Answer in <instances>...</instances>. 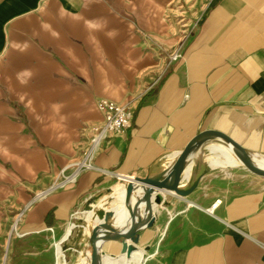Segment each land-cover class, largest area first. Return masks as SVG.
<instances>
[{"label":"crops","instance_id":"obj_1","mask_svg":"<svg viewBox=\"0 0 264 264\" xmlns=\"http://www.w3.org/2000/svg\"><path fill=\"white\" fill-rule=\"evenodd\" d=\"M203 1L180 20L175 0H0V264H47V242L64 238L90 198L152 176L202 132L264 155V0ZM186 34L184 59L135 103L126 134L75 184L36 201L79 158L81 128L102 120L97 100L139 94ZM237 167L203 162L180 186L192 194L159 195L155 227L140 232L152 248L145 264H264V181L238 192ZM26 208L24 236L9 240ZM73 232L71 250L88 237ZM122 247L104 249L119 258ZM54 254L63 263L58 245Z\"/></svg>","mask_w":264,"mask_h":264},{"label":"water","instance_id":"obj_2","mask_svg":"<svg viewBox=\"0 0 264 264\" xmlns=\"http://www.w3.org/2000/svg\"><path fill=\"white\" fill-rule=\"evenodd\" d=\"M214 139H220L230 144L236 157L242 163V166L250 173L264 178V169L256 167L252 163L251 154L230 136L213 130L202 132L195 139H193L182 152H180L172 171L165 177H135L126 178L120 181V185L124 194V208L122 211H127L129 214L128 228L126 230L118 231L113 228L111 225V219L116 218V213L111 210L107 211L103 206H100L102 200L92 197L87 201L85 205V212L93 213L95 218L100 219L102 221V223L99 225L100 227L111 230L98 244H96L97 227L91 228L87 219L79 218L77 220V223L75 224L76 226L74 228L79 229V235L81 237L87 235L90 244H93L94 246V252L88 264H102L103 256L106 255L104 247L107 243L112 241L122 243V254H130L133 252L136 246L140 243V232L151 228L154 225L156 216L152 210V221H150L145 228H140L138 226V221L136 220V214L144 206H148L151 209L154 195H156L155 199L157 201L161 193H171L183 198L192 194L194 191L193 189L183 190L180 188L183 171L186 169V166L189 162V156L194 151V149L201 147L204 143ZM140 189L143 191V197L141 200L134 203L133 194ZM128 241H131L132 244H129ZM75 247L77 248V246ZM68 249L72 248L65 247V250Z\"/></svg>","mask_w":264,"mask_h":264},{"label":"built area","instance_id":"obj_3","mask_svg":"<svg viewBox=\"0 0 264 264\" xmlns=\"http://www.w3.org/2000/svg\"><path fill=\"white\" fill-rule=\"evenodd\" d=\"M187 37V34L184 35L183 39L172 48L168 56V64L161 68L152 84L145 87L139 94L132 96L130 99L123 102L106 98L97 100V107L102 113V120L99 122L85 124L81 128L82 146L80 148L81 153L79 158L71 161V163L63 170L60 179L56 181L48 190L41 191L36 194V201L59 189L75 184L81 174L94 169L95 159L111 145L113 139L118 136L125 135L128 129L132 127L135 103L148 95L151 90L162 81L172 64L184 59ZM219 205L220 202H216L209 209V212L214 215L215 210ZM26 211L27 208L21 210L17 214L11 228L9 240L14 236H24L23 234H20V224L26 214ZM72 226L75 225L73 224ZM50 231L53 232V229L50 228ZM68 239L69 237L63 241L62 244Z\"/></svg>","mask_w":264,"mask_h":264},{"label":"bare ground","instance_id":"obj_4","mask_svg":"<svg viewBox=\"0 0 264 264\" xmlns=\"http://www.w3.org/2000/svg\"><path fill=\"white\" fill-rule=\"evenodd\" d=\"M218 140L220 139H214V140L208 141L204 143L201 147H197L194 149V151L189 156V163L186 166V169L183 171L182 179H191L193 169H195L197 165L199 166L202 165L203 162L204 163L206 162L207 164H209L213 169L214 168L216 169L219 166L227 167L228 165L230 166L232 164L242 165L240 160L236 157L232 146L224 142L223 140H220V141ZM218 148H224L231 152L221 153L215 156L210 154L211 152L217 150ZM177 159L178 157L174 156L170 160L164 163H160L158 168L152 173V176L165 177L166 175H168L172 171L173 166L175 165ZM251 160H252V163L256 167L260 169H264V155H261L258 153H252ZM114 192L115 194L113 195L112 200L109 202L108 206H104V208L107 211L111 210L116 213V218L111 219V225L113 226V228L118 231L126 230L128 228L129 214L127 211L126 212L122 211L124 208L123 189L121 186H118L117 188H114ZM163 194L167 196L168 193H163ZM142 197H143L142 189L137 190L133 194L134 203L141 200ZM155 198H156V195H154L153 197L151 209L148 206H145L146 208H142L136 214V220L138 221V226L142 229L145 228L150 221H152L151 210L155 213V215H157L160 213L163 207L160 203L156 201ZM85 218L89 221L91 228L97 227V243L96 244H98L104 238V236L107 235L111 230L100 227L99 225L102 223V221L98 218H95L93 213L85 212ZM75 226L71 225V227L68 229L64 238L58 243L54 244V249L56 248L57 245L61 248V256L63 259V263H60V264H67L66 256H65V253H64V250L61 244L68 237H70V235L72 234L73 228ZM128 243L132 244L131 241H128ZM138 245L136 246V249L132 253L122 254L126 256L117 258V257H112L107 254L104 255L102 264H145L146 260L148 259V254H150V252H146L138 248ZM93 252H94V246L93 244H90L86 252L82 254V257L77 264H88L91 260Z\"/></svg>","mask_w":264,"mask_h":264},{"label":"rangeland","instance_id":"obj_5","mask_svg":"<svg viewBox=\"0 0 264 264\" xmlns=\"http://www.w3.org/2000/svg\"><path fill=\"white\" fill-rule=\"evenodd\" d=\"M203 3H204L203 0H175V2L172 5L171 9L174 10V14H176L178 16V18L181 20L182 18H184L183 17L184 15L182 16L181 14L185 13L183 6H187V4H190V6L192 7V10L195 11L197 9H200L202 7ZM179 23H180V25L178 24L179 28L181 30H185L186 28L185 27L181 28V26L183 27L185 24H187V21H182V22H179ZM218 141H220V140H218ZM177 157H179V156H177ZM168 160H170V158H167L166 160H164V162H166ZM224 167H226V166H219L218 168L220 169V168H224ZM227 167H237V168H239V169H237L235 171V176L233 177V179L231 178L232 182H234V184L237 185V191L238 192L247 191V190L251 189L253 186L257 187V186H259L261 184L260 182L262 180L264 181L263 177H258L256 175L250 173L242 165L232 164L230 166L228 165ZM191 179H182L180 186L182 188L188 186L190 184V182H191ZM235 182H237V183H235ZM116 187H118V186L115 185L113 188H116ZM114 194H115L114 189H112V191H110L109 194L96 195V196H94V198L96 197V198L102 200V203H104L105 206H108V204L112 200V197H113ZM167 198L169 200H171V198H169V197H167ZM162 200H163V198L160 196L157 199V202L161 204ZM143 208H146V207L144 206ZM162 209H163V207H162ZM82 212H83V215H77V217L86 219L85 218V206L81 209V213ZM155 225H156V222H154L153 227L148 228V229L154 228ZM75 234H76V232L75 233L73 232L70 235L69 239L65 243L62 244V248H63L65 256H66L67 264H77L79 262V260L81 259L82 254H84L86 252V250L88 249V247L90 245L89 239L87 237V239L83 243V245H80L77 248H74V250H71V249L65 250V247L73 248V247H71L72 246L71 242H72V239L75 237ZM160 239H161V237L159 238V240H157L158 242H156V246H155L154 251L156 250V247H157ZM49 240L50 241L47 242L48 243L47 246H50L49 245L50 242H51L52 245H51V247H49V250H48V262H47V264H54L55 263L54 241H53L52 238H50ZM138 248H140V249H142V250H144L146 252H150L151 249H152V248L146 249L141 244L138 245ZM120 254H122V253H119V254L114 255V256H119ZM111 255H113V254H111Z\"/></svg>","mask_w":264,"mask_h":264},{"label":"trees","instance_id":"obj_6","mask_svg":"<svg viewBox=\"0 0 264 264\" xmlns=\"http://www.w3.org/2000/svg\"><path fill=\"white\" fill-rule=\"evenodd\" d=\"M107 194H109V192H106Z\"/></svg>","mask_w":264,"mask_h":264}]
</instances>
